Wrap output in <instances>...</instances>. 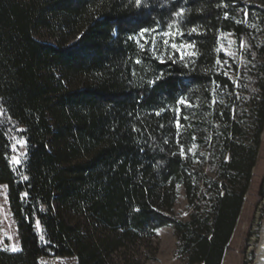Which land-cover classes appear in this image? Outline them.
I'll use <instances>...</instances> for the list:
<instances>
[{"label": "trees", "instance_id": "16d2710c", "mask_svg": "<svg viewBox=\"0 0 264 264\" xmlns=\"http://www.w3.org/2000/svg\"><path fill=\"white\" fill-rule=\"evenodd\" d=\"M263 132L264 0H0V184L21 246L0 264H145L167 226L187 264H222Z\"/></svg>", "mask_w": 264, "mask_h": 264}, {"label": "rangeland", "instance_id": "374dc122", "mask_svg": "<svg viewBox=\"0 0 264 264\" xmlns=\"http://www.w3.org/2000/svg\"><path fill=\"white\" fill-rule=\"evenodd\" d=\"M24 140L14 136L13 155L20 161L25 154ZM13 163V162H12ZM15 166L19 164L13 163ZM212 174V172H211ZM213 175H215L213 173ZM193 209L185 197L184 190L180 189L179 199L173 209V215L181 220H188ZM264 218V132L258 160L253 169V177L242 206L241 213L235 225L233 234L228 244L222 264H255L257 251L251 246L253 235L257 234ZM38 226V231L41 229ZM256 232V233H255ZM0 247L11 251L13 247L20 249L18 228L11 213L8 202V189L0 184ZM178 238L171 226L163 227L151 243L141 244L137 253L145 264H187L177 253ZM14 252V251H11ZM148 255V256H147ZM41 264H78L73 257H48L40 260Z\"/></svg>", "mask_w": 264, "mask_h": 264}, {"label": "bare ground", "instance_id": "6f19581e", "mask_svg": "<svg viewBox=\"0 0 264 264\" xmlns=\"http://www.w3.org/2000/svg\"><path fill=\"white\" fill-rule=\"evenodd\" d=\"M252 240L251 246L257 251L255 264H264V218L258 228L257 234L253 235Z\"/></svg>", "mask_w": 264, "mask_h": 264}, {"label": "snow or ice", "instance_id": "6c2138e0", "mask_svg": "<svg viewBox=\"0 0 264 264\" xmlns=\"http://www.w3.org/2000/svg\"><path fill=\"white\" fill-rule=\"evenodd\" d=\"M135 5L137 6V7H139L140 5H141V0H135ZM183 9H181L180 10V12L179 13H177V15H181L182 13H183ZM171 27V26H170ZM149 30L148 29H141V33H145V32H148ZM177 31H179V30H177ZM192 31L194 32V31H196V29L195 28H193L192 29ZM165 35L166 36H171L172 35V33H171V31H169V32H166L165 33ZM165 43L167 44L168 43V41H165ZM171 47L173 48V49H175V50H181V49H183V48H190V47H192V45H190V44H187V45H185V44H180V45H178V44H176V43H172L171 44ZM137 62H139V61H137ZM177 127L179 128L180 127V125H179V123L177 122ZM23 143H26V141L25 142H23ZM181 154H183V149H181ZM12 162L13 163H15V164H19V163H21V161H20V159L18 158V157H12ZM24 195H27V193H25ZM37 224H39V221H37ZM21 249H19V248H17V247H13L12 249H11V251H20Z\"/></svg>", "mask_w": 264, "mask_h": 264}]
</instances>
